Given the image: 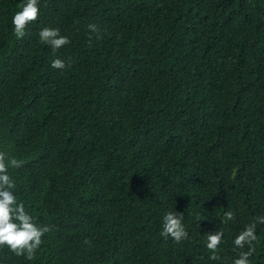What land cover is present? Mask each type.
Instances as JSON below:
<instances>
[{"label": "trees", "instance_id": "1", "mask_svg": "<svg viewBox=\"0 0 264 264\" xmlns=\"http://www.w3.org/2000/svg\"><path fill=\"white\" fill-rule=\"evenodd\" d=\"M21 2L0 0V150L25 162L9 170L18 200L54 227L35 259L2 248L0 264H232L264 216V0H40L17 39ZM45 26L71 43L54 53ZM167 211L187 240L160 236Z\"/></svg>", "mask_w": 264, "mask_h": 264}, {"label": "clouds", "instance_id": "2", "mask_svg": "<svg viewBox=\"0 0 264 264\" xmlns=\"http://www.w3.org/2000/svg\"><path fill=\"white\" fill-rule=\"evenodd\" d=\"M39 2L40 0H22L18 5L20 10L15 12L11 19L12 32L17 39H22L27 34L28 25L38 19L40 13ZM88 28L90 33H96L97 38H100V30L96 24H89ZM89 39L91 40V36ZM39 40L42 44L50 46L54 53L71 43L67 36L60 34L58 28L48 26L40 29ZM51 67L62 70L66 67V64L64 60L56 58L52 60ZM24 163L23 160L0 150V249L8 248L16 256H24L28 260H33L43 243L42 237L52 231L54 226L37 224L35 218L26 209L25 203L17 198V183L9 170L19 169ZM234 219L235 214L232 211L223 213L222 222L227 223ZM182 221L183 213L181 212L167 211L164 213L160 236L165 239L171 237L177 244L187 240L189 234ZM257 224H264V216L254 217L253 222L246 225L235 236L232 243L238 251L232 264H251L250 257L255 253V243L258 242ZM205 235V246L211 253L209 259L213 261L221 259L218 255V248L222 242L224 232L218 230L214 234L209 232ZM85 243H89V241L85 240ZM245 247H247L246 251L244 250Z\"/></svg>", "mask_w": 264, "mask_h": 264}]
</instances>
